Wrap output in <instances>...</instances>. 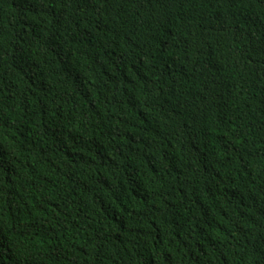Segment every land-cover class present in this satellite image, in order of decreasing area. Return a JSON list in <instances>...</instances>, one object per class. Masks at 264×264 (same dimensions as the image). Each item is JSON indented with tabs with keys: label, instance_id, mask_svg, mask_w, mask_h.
Returning a JSON list of instances; mask_svg holds the SVG:
<instances>
[{
	"label": "trees",
	"instance_id": "obj_1",
	"mask_svg": "<svg viewBox=\"0 0 264 264\" xmlns=\"http://www.w3.org/2000/svg\"><path fill=\"white\" fill-rule=\"evenodd\" d=\"M0 264H264V0H0Z\"/></svg>",
	"mask_w": 264,
	"mask_h": 264
}]
</instances>
